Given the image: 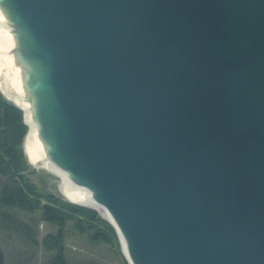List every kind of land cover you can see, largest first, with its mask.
I'll list each match as a JSON object with an SVG mask.
<instances>
[{
    "label": "water",
    "instance_id": "95a60500",
    "mask_svg": "<svg viewBox=\"0 0 264 264\" xmlns=\"http://www.w3.org/2000/svg\"><path fill=\"white\" fill-rule=\"evenodd\" d=\"M0 5L47 157L113 222L62 200L127 264H264V0Z\"/></svg>",
    "mask_w": 264,
    "mask_h": 264
},
{
    "label": "trees",
    "instance_id": "16d2710c",
    "mask_svg": "<svg viewBox=\"0 0 264 264\" xmlns=\"http://www.w3.org/2000/svg\"><path fill=\"white\" fill-rule=\"evenodd\" d=\"M27 130L22 112L0 93V177L3 179L0 185V231L5 232L8 238L0 240L2 247L5 241L15 247L11 243L15 236L22 243H36L33 224L18 217L15 210L7 209L13 207L26 211L25 215L32 219L38 216L39 220L55 228V232L47 233L41 241L45 252L55 253L48 264H69L63 248L69 230L86 235L88 241L96 246L105 245L118 251L119 241L114 229L95 210L64 201L31 180L28 174L30 167L22 149ZM17 250L21 261L16 264H24L28 254ZM119 256L121 263L126 264ZM0 264H5L1 246Z\"/></svg>",
    "mask_w": 264,
    "mask_h": 264
},
{
    "label": "bare ground",
    "instance_id": "6f19581e",
    "mask_svg": "<svg viewBox=\"0 0 264 264\" xmlns=\"http://www.w3.org/2000/svg\"><path fill=\"white\" fill-rule=\"evenodd\" d=\"M16 36V29L0 5V92L8 101L14 102L24 111L25 121L28 124V133L24 140V152L28 161L61 179L59 190L66 200L90 206L104 218L113 222L108 212L93 201L87 189L76 185L66 172L56 167L47 157L46 147L33 120L31 102L27 98L24 82L26 69L15 50ZM123 250L125 251V249Z\"/></svg>",
    "mask_w": 264,
    "mask_h": 264
},
{
    "label": "rangeland",
    "instance_id": "374dc122",
    "mask_svg": "<svg viewBox=\"0 0 264 264\" xmlns=\"http://www.w3.org/2000/svg\"><path fill=\"white\" fill-rule=\"evenodd\" d=\"M1 93V92H0ZM7 100V99H6ZM8 101V100H7ZM10 102V101H8ZM24 142V139H23ZM22 149L26 161L30 167L28 174L33 182L38 185H42L45 187L47 191L50 193L60 197L61 199L66 200L61 191L59 190V184L61 179L54 175L53 173L42 169L37 168L34 172H32L35 165L30 163L25 155L23 143ZM3 179L0 177V185ZM8 210H15L17 212V216L23 218L26 222L33 224L32 229L35 231L34 241H36L35 245H31L29 243H22L15 235L12 237L11 243L14 246H11L10 243L5 241V245L2 247L0 244L3 253H4V262L5 264H16V262L20 260V253L17 249L24 251L28 254L26 257L24 264H48V261L51 257L55 255L54 252L47 253L41 247L42 238L47 233L55 232V228L46 222L39 220L38 216L34 219L27 214L26 211L20 208L8 207ZM7 238L6 233L0 231V240ZM8 239V238H7ZM17 248V249H16ZM64 255L69 262V264H122L119 254L125 261L123 257L121 245L119 243L118 251H113L109 249L105 245H94L88 241L86 235L77 233L75 231L69 230L66 235V239L64 241ZM119 252V253H118ZM31 259V260H30ZM127 264V262L125 261Z\"/></svg>",
    "mask_w": 264,
    "mask_h": 264
}]
</instances>
